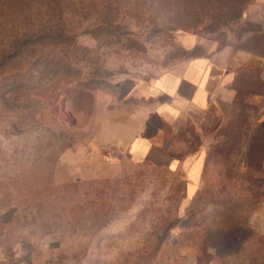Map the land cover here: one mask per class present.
<instances>
[{
  "label": "rangeland",
  "instance_id": "374dc122",
  "mask_svg": "<svg viewBox=\"0 0 264 264\" xmlns=\"http://www.w3.org/2000/svg\"><path fill=\"white\" fill-rule=\"evenodd\" d=\"M263 68L264 0H0V264H264Z\"/></svg>",
  "mask_w": 264,
  "mask_h": 264
},
{
  "label": "crops",
  "instance_id": "0c3cea01",
  "mask_svg": "<svg viewBox=\"0 0 264 264\" xmlns=\"http://www.w3.org/2000/svg\"><path fill=\"white\" fill-rule=\"evenodd\" d=\"M262 77L264 78V68ZM221 81V67L211 60L198 58L181 73L162 74L154 81L151 92L158 95L162 105L167 106V114L170 116L188 108L196 109L202 113L200 124L210 126L213 123L211 112L215 110L213 102ZM144 128L145 126L140 128L141 131H144ZM203 130L209 129L203 127ZM143 135H136L131 141V153L137 159L148 156L152 148L151 141Z\"/></svg>",
  "mask_w": 264,
  "mask_h": 264
}]
</instances>
